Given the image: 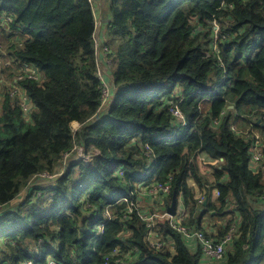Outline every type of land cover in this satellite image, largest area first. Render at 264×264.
Segmentation results:
<instances>
[{
	"label": "trees",
	"instance_id": "trees-1",
	"mask_svg": "<svg viewBox=\"0 0 264 264\" xmlns=\"http://www.w3.org/2000/svg\"><path fill=\"white\" fill-rule=\"evenodd\" d=\"M105 5L114 65L106 77L113 99L106 105L93 40L94 2L0 0V51L10 55L3 72L16 83L0 84V208H6L0 212V264H106L114 250L125 264H200V248L190 250L166 223L154 227L163 244L153 247L137 215L140 205L123 218L138 199L136 184L169 177L168 200L173 191L181 197L187 226L215 239L236 229L216 264H264V212L253 201L264 192V172L248 166L253 138L229 126L231 119L241 128L251 124L264 141V0ZM22 62L34 65L40 78L18 71ZM175 87L179 91L172 93ZM14 89L31 104L26 115L19 94L9 96ZM174 105L188 121L180 130ZM72 122L79 124L76 131ZM171 129L179 131L174 138L156 141ZM81 146L88 163L77 157ZM199 155L222 159L210 169L211 182ZM41 175L54 181L44 183ZM196 189L207 197L205 205ZM204 215L221 223L210 229Z\"/></svg>",
	"mask_w": 264,
	"mask_h": 264
},
{
	"label": "built area",
	"instance_id": "built-area-1",
	"mask_svg": "<svg viewBox=\"0 0 264 264\" xmlns=\"http://www.w3.org/2000/svg\"><path fill=\"white\" fill-rule=\"evenodd\" d=\"M3 63L7 65L8 61L3 60ZM19 67H21L22 70H19L18 68L17 70L25 72V75L27 77L34 79L40 78V74L34 65L22 62ZM16 81L17 79H14V82ZM15 87L16 85H14L12 88ZM14 91L16 90L14 89L13 92ZM18 91H19V98L21 100L20 105L24 108L25 110L24 115H26L29 112L30 103L27 100L25 93L22 92V95H20L21 91L17 90L16 93ZM171 111L176 118L182 120V124H185L184 116L180 112L177 105H174ZM213 124L214 126L218 125L219 120H215ZM229 126L230 129L234 132V134L238 135L242 133L246 137L251 136L253 138L248 148V154H249L248 166L254 172H264L263 136L258 131L253 130L251 124H249L245 128H241L239 126L237 127L235 123L230 122ZM79 153H84V151L83 150H81L80 152L77 151V157L78 159H81L80 156L78 155ZM199 157L200 155L197 158L199 159ZM221 161L222 159L216 160V162L218 163H220ZM88 162L89 159L86 163ZM197 163L199 165L198 161ZM152 168H153L152 165L147 166L145 168L146 170L145 173L148 175L151 172ZM118 170H119L118 173L120 175L123 174L122 167H118L117 171ZM43 177H46V175H44ZM146 179L147 176H143L141 178L142 181L140 182H145ZM139 184H136L134 186V188L137 190L138 199L136 202L134 201L128 204V208L125 211V214H123V218L127 217L128 214H131L135 206L140 205V207L142 208L137 213V215L141 220L145 222L146 227L148 228L147 235L153 247L158 248L163 244V242L160 241L159 237L157 236L156 230L154 229V227H156L157 224L163 222L166 223L171 229L175 230L181 235L183 241L190 250L195 251L197 248H200L201 250L200 263L202 261H206L209 262L210 264H216V262H221L224 260L226 247L232 243L235 237L238 236L236 229H234V226L228 232H226L220 239H215L214 237H210L209 235L205 234L203 231L198 230L194 227L187 226L185 224L184 222L185 211L183 205H181L180 203L177 204V208L174 215H170L169 213H167V207L170 205V200H171V199L168 200L171 193V177H169L168 180L163 183L155 181L145 186H139ZM132 194L133 192L131 193L130 191V195ZM197 196L198 197H196V199L198 200V202L205 205L207 201V197L204 195V192L200 191V193ZM217 196H218V191L214 189L212 191V199ZM122 199L125 201L127 200L126 198H122ZM253 201L256 202L255 206L258 210L264 208V192L260 197L254 198ZM106 216L110 218L109 213H106ZM99 229L100 232H102L103 226H100ZM111 258L114 259L113 261L114 264L126 263L122 255H120V251L118 250H114L112 254L104 258L106 264H112ZM20 264H34V263H32L31 261H24ZM48 264H58V263L53 260H48ZM72 264H81V263L76 261Z\"/></svg>",
	"mask_w": 264,
	"mask_h": 264
},
{
	"label": "rangeland",
	"instance_id": "rangeland-1",
	"mask_svg": "<svg viewBox=\"0 0 264 264\" xmlns=\"http://www.w3.org/2000/svg\"><path fill=\"white\" fill-rule=\"evenodd\" d=\"M91 2H94L97 6H95L96 11H95V31L93 34V40H94V44H95V49H96V57H97V62H98V74L99 76L105 74V77H100L102 80V83L107 85L104 87L103 90H105L104 93V100H103V104L106 105L110 99V95L112 94V92L114 91L113 86H108L109 83L107 84V78L111 77V70H113V63L111 62V58L109 56L111 50L113 49L111 43L108 41V38L106 36L107 34V22H108V18H106L104 12H105V4L107 2H109V0H91ZM219 28H220V24L214 23L213 24V30L215 33H219ZM0 56L4 57V54L0 53ZM0 84H4L5 82L8 81V71L3 72V67L6 66L5 63H3V60L0 61ZM19 70H22L21 67H18ZM107 77V78H106ZM110 79V78H108ZM109 81V80H108ZM7 85L12 88L14 85H16V83H10V81L7 82ZM14 92H10L9 96H11ZM175 93V90L172 92ZM17 94H19V91L17 92ZM0 103H1V97H0ZM204 105V103H203ZM31 106V104H30ZM1 108V106H0ZM72 129L74 131H76L79 128V124L77 122H72L71 123ZM83 148L82 146L80 148H78V152H80ZM93 153H95V155H97V151L93 150ZM80 156L81 159H83V162L86 163L89 159L88 156L84 155V153H79L78 154ZM197 161L199 162V166L200 169L206 173V179L211 182V175H210V169L212 166H217L219 163L216 162V160L214 159H208L206 158L204 155H200L199 159L197 158ZM59 171V170H58ZM64 171L60 169L59 172H57L56 176H60ZM76 177V176H75ZM45 180L42 181L44 183H50L51 180L54 178H50L49 176L47 177H43ZM213 179V178H212ZM37 182L41 181V179L36 180ZM187 183L190 184L191 181L189 180V178L187 179ZM197 187V186H196ZM147 193V192H144ZM200 193L199 190L196 189L195 192V197H198L197 195ZM24 195V192L23 194ZM45 198H48V194L45 195ZM21 200L18 199V201ZM181 204V197L178 198V204ZM217 216H208V215H204L203 219L209 221L210 224H212L213 222H217ZM222 221L225 220V218L223 217H219ZM59 245V242H58ZM35 257V255L33 256Z\"/></svg>",
	"mask_w": 264,
	"mask_h": 264
},
{
	"label": "clouds",
	"instance_id": "clouds-1",
	"mask_svg": "<svg viewBox=\"0 0 264 264\" xmlns=\"http://www.w3.org/2000/svg\"><path fill=\"white\" fill-rule=\"evenodd\" d=\"M10 32H12V30H11ZM7 34L10 35V37H9V41H10V40H13V38L15 37V35L12 34V33H7ZM215 36H216V35H215ZM0 38H2V37H0ZM0 53L2 54V51H0ZM3 54H4V57L0 56V61H1V60H7V61H8V57L10 56V55H8V52H7L6 50H3ZM177 88H178V87H175V88H174L175 93H176L177 91H179V90H177ZM214 91H215V87H214L213 91H209V92H214ZM112 99H113V95H112V97H110L108 103H110V101H111ZM202 102L207 103L208 101L204 100V101H202ZM229 107H230V106H229ZM184 119H185V124H182V120H181V119L178 121V123H177V126H178L177 129H178V130H180V129H182L183 127L187 126L188 121L186 120L185 117H184ZM230 122L235 123V122L233 121V119H231ZM230 122H229V125H230ZM235 124H236V126L238 127L239 124H237V123H235ZM178 130H173V129H171V130H169V131H167V132L159 133V134L156 135L155 139H156V141H158L159 143H160V142L165 143L167 140L174 138V137L177 135V133L179 132ZM149 162H150V163L148 164V166L151 165V163L153 162V159H152V160H149ZM62 169H63V168H62ZM152 169H153V168H152ZM151 171H152V170H151ZM141 178H142V177H141ZM141 178H140V179H141ZM5 209H6V208H4V209H3V208H0V212L4 211ZM260 210H262V211L264 212V208H262V209H260ZM99 231H100V229H99ZM261 238H262L263 241H264V231H263V233H262V235H261ZM78 262H79V261H78Z\"/></svg>",
	"mask_w": 264,
	"mask_h": 264
},
{
	"label": "water",
	"instance_id": "water-1",
	"mask_svg": "<svg viewBox=\"0 0 264 264\" xmlns=\"http://www.w3.org/2000/svg\"><path fill=\"white\" fill-rule=\"evenodd\" d=\"M177 204H178V197L176 196L175 191H173L170 200V205L167 207V213H169L170 215H174L177 208Z\"/></svg>",
	"mask_w": 264,
	"mask_h": 264
},
{
	"label": "crops",
	"instance_id": "crops-1",
	"mask_svg": "<svg viewBox=\"0 0 264 264\" xmlns=\"http://www.w3.org/2000/svg\"><path fill=\"white\" fill-rule=\"evenodd\" d=\"M204 105H205L204 106V110H207V108H208L209 105L207 103H205ZM189 180L191 181V183L188 184L189 187L197 188L196 185H195V183H194V181L192 179H189ZM211 181H213L212 177H211ZM211 194H212V191H211ZM178 198H180V196ZM220 223H221V221L217 218V222H213L211 224L212 227H210V229H215V227H217ZM174 253H175V251H174ZM200 264H210V263L209 262H206V261H202Z\"/></svg>",
	"mask_w": 264,
	"mask_h": 264
}]
</instances>
